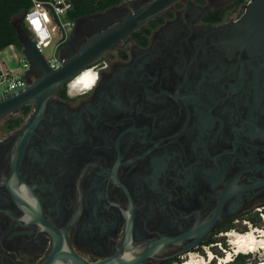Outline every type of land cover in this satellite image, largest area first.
Here are the masks:
<instances>
[{"label": "flooded vegetation", "instance_id": "1", "mask_svg": "<svg viewBox=\"0 0 264 264\" xmlns=\"http://www.w3.org/2000/svg\"><path fill=\"white\" fill-rule=\"evenodd\" d=\"M146 3L74 18L59 57ZM87 69L0 119V264H178L264 209V0H178Z\"/></svg>", "mask_w": 264, "mask_h": 264}, {"label": "water", "instance_id": "2", "mask_svg": "<svg viewBox=\"0 0 264 264\" xmlns=\"http://www.w3.org/2000/svg\"><path fill=\"white\" fill-rule=\"evenodd\" d=\"M138 0H131L129 4ZM178 0H148L144 6L132 9L118 23L112 24L101 33L90 39L80 52L66 60L60 57L62 62L57 68H50L37 44L30 39L20 24L14 25L17 41L22 53L29 62L30 73L41 74V78L35 83L27 85L24 89L0 98V119L12 113L17 108L35 103V115L42 109L45 101L51 94L68 80H74L82 71L86 70L101 54L126 40L133 32L140 29L145 23L158 17L164 10ZM252 8L248 7L245 18L252 15ZM70 260L73 264H108L106 261L98 263H86L74 254L62 251L61 243H56L51 254L41 264L65 263ZM134 262L133 264H136ZM128 264V263H126Z\"/></svg>", "mask_w": 264, "mask_h": 264}, {"label": "built area", "instance_id": "3", "mask_svg": "<svg viewBox=\"0 0 264 264\" xmlns=\"http://www.w3.org/2000/svg\"><path fill=\"white\" fill-rule=\"evenodd\" d=\"M30 1L31 6L21 17L28 36L37 44L40 52H42L43 46L52 39L57 41L56 51L59 50V47L70 35L74 19L70 17L72 10L70 0ZM44 60L52 69L57 68L62 62L58 51L53 53L50 59L44 58ZM29 67V62L21 48L17 49L13 45L0 48V98L22 90L28 85L27 71ZM92 77L88 88L92 87L96 80L95 75L92 74Z\"/></svg>", "mask_w": 264, "mask_h": 264}, {"label": "rangeland", "instance_id": "4", "mask_svg": "<svg viewBox=\"0 0 264 264\" xmlns=\"http://www.w3.org/2000/svg\"><path fill=\"white\" fill-rule=\"evenodd\" d=\"M57 41L55 39L50 40L42 48L41 54L46 59H50L53 53H56ZM258 223L257 225L253 223ZM251 233L260 242L257 244L254 250L251 252H243L239 254L247 255L245 258L246 264H264V209L261 210L254 209L251 216L245 218V222H240L236 224L233 229L227 231V234L223 236V239L217 246L207 249V253L198 252L190 254L181 263L178 264H227L223 263L226 257H230V262L236 256L233 239L240 236ZM243 238V237H241ZM210 259V262L208 260ZM228 262V263H230Z\"/></svg>", "mask_w": 264, "mask_h": 264}, {"label": "trees", "instance_id": "5", "mask_svg": "<svg viewBox=\"0 0 264 264\" xmlns=\"http://www.w3.org/2000/svg\"><path fill=\"white\" fill-rule=\"evenodd\" d=\"M47 1V0H44ZM72 10L71 18H77L96 12H101L120 4L121 0H70ZM31 6L30 0H0V48L13 45L20 49L17 41L15 26L20 24L27 33L21 17ZM257 225L258 223H253ZM233 226L226 227L225 230L233 229ZM209 243V242H207ZM247 255L236 254L234 259L227 264H246ZM259 264V263H258Z\"/></svg>", "mask_w": 264, "mask_h": 264}, {"label": "bare ground", "instance_id": "6", "mask_svg": "<svg viewBox=\"0 0 264 264\" xmlns=\"http://www.w3.org/2000/svg\"><path fill=\"white\" fill-rule=\"evenodd\" d=\"M90 71V70H89ZM88 70L82 72L80 75V78H78L77 82L82 84V86L88 88L90 85V82L92 80V73ZM243 237V238H241ZM260 242V240H257L256 237H254L251 233L240 236L238 238L233 239V245L235 249V254L238 253H245V252H251V250H254L257 246V244ZM264 244V242H263ZM231 259L230 257H226V259L223 261V263L229 262ZM185 264H191V263H185ZM203 264V262H201Z\"/></svg>", "mask_w": 264, "mask_h": 264}]
</instances>
